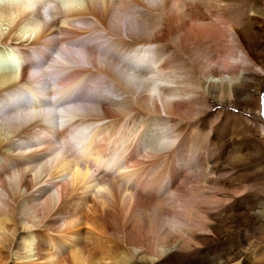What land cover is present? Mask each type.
Listing matches in <instances>:
<instances>
[{
  "label": "bare ground",
  "instance_id": "6f19581e",
  "mask_svg": "<svg viewBox=\"0 0 264 264\" xmlns=\"http://www.w3.org/2000/svg\"><path fill=\"white\" fill-rule=\"evenodd\" d=\"M248 2L0 0V264L235 260L218 226L247 188L204 128L264 73Z\"/></svg>",
  "mask_w": 264,
  "mask_h": 264
},
{
  "label": "rangeland",
  "instance_id": "374dc122",
  "mask_svg": "<svg viewBox=\"0 0 264 264\" xmlns=\"http://www.w3.org/2000/svg\"><path fill=\"white\" fill-rule=\"evenodd\" d=\"M253 4H256L254 0H249L246 8H243L244 12L234 6H231L229 10L231 13L238 12L239 16L241 13L243 16L241 15L240 18L245 20L252 16L250 6ZM42 22L45 20L42 19ZM256 26L252 19L250 23L252 32L256 31ZM0 28L3 32L7 30L6 25H1ZM121 33V38L128 41L125 33L123 31ZM102 35L105 36V33L102 32ZM115 39L114 36H110L106 37L105 41L102 39L97 41L91 37V39H86L85 44L88 47L94 46L97 42L101 48L107 44L106 47L114 50L112 45ZM253 44L256 47L258 44L263 45L264 38L253 37ZM82 54L84 55V52ZM82 57L83 59H80ZM85 57L84 55L77 58L81 65L90 67ZM257 74L258 77L250 83L249 87V92L253 96L252 101L243 102L242 95L238 92L236 101L231 105L222 107L211 102L209 115L205 119L207 128L204 129L211 128V144L219 152L218 163L227 172L228 186L247 188L243 196L227 204L223 212V220L220 227L218 226L217 244L223 248V251H229L230 255L235 257L231 264H264V216L258 212L259 206L264 204V114H262L264 113V107H262L264 104V73L258 72ZM106 81L110 86L109 94L115 97L113 94L114 90L117 91L115 85L113 82L110 83L111 81ZM98 109L97 107L96 111ZM152 129L147 132L148 139L155 137V131ZM210 245H213V242ZM13 259L14 257L11 256L6 264H13Z\"/></svg>",
  "mask_w": 264,
  "mask_h": 264
},
{
  "label": "snow or ice",
  "instance_id": "6c2138e0",
  "mask_svg": "<svg viewBox=\"0 0 264 264\" xmlns=\"http://www.w3.org/2000/svg\"><path fill=\"white\" fill-rule=\"evenodd\" d=\"M262 107H264V104H262ZM262 114H264V113H262Z\"/></svg>",
  "mask_w": 264,
  "mask_h": 264
},
{
  "label": "water",
  "instance_id": "95a60500",
  "mask_svg": "<svg viewBox=\"0 0 264 264\" xmlns=\"http://www.w3.org/2000/svg\"><path fill=\"white\" fill-rule=\"evenodd\" d=\"M7 66V65H6ZM8 67V66H7Z\"/></svg>",
  "mask_w": 264,
  "mask_h": 264
}]
</instances>
